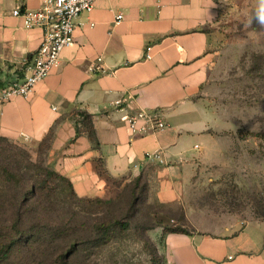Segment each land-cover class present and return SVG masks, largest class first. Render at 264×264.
Listing matches in <instances>:
<instances>
[{"label": "crops", "instance_id": "obj_1", "mask_svg": "<svg viewBox=\"0 0 264 264\" xmlns=\"http://www.w3.org/2000/svg\"><path fill=\"white\" fill-rule=\"evenodd\" d=\"M20 2L0 0V88L22 77L42 38L11 15ZM26 4L34 9L38 0ZM217 17L215 0H97L76 18L58 67L28 98L0 104V136L36 142L50 131L47 163L80 196L102 189L104 173L136 176L149 166L163 194H176L207 139L196 97L213 62ZM139 110L161 112L167 127L133 135L122 116ZM79 112L91 117L96 144ZM161 253L166 264H264V225L226 236L166 233Z\"/></svg>", "mask_w": 264, "mask_h": 264}, {"label": "rangeland", "instance_id": "obj_2", "mask_svg": "<svg viewBox=\"0 0 264 264\" xmlns=\"http://www.w3.org/2000/svg\"><path fill=\"white\" fill-rule=\"evenodd\" d=\"M215 1L214 58L196 97L207 139L176 194H163L154 166L136 176L103 174L102 189L85 196L74 193L66 181L52 180L54 190L45 198L50 210L44 214L64 222L71 217L59 231L65 241L61 235L49 243L48 232L42 231L31 249L20 246L0 264H166L161 253L166 232L226 236L246 224L264 225V30L255 23L259 0ZM50 139L49 134L36 142L10 139V146L51 168ZM111 219L128 229L95 245L94 224ZM70 233L75 243L67 247Z\"/></svg>", "mask_w": 264, "mask_h": 264}, {"label": "trees", "instance_id": "obj_3", "mask_svg": "<svg viewBox=\"0 0 264 264\" xmlns=\"http://www.w3.org/2000/svg\"><path fill=\"white\" fill-rule=\"evenodd\" d=\"M77 115L79 117L77 121L83 126L91 142L96 144L91 117L83 112ZM47 134L51 137L50 131ZM76 134H79L78 127ZM11 144L12 140L0 136V261L10 259L20 246L31 249L42 231L48 232L49 243L56 242L62 235L59 231L64 230L63 228L66 227L71 217L64 222L65 218L53 220L44 214L50 210L51 203L45 198L47 193L54 190L51 187V181L55 179L66 181L74 192L68 178L52 168L32 162L26 151L10 146ZM95 202H100V200H95ZM103 203L109 202L103 201ZM127 229V224L119 220L102 221L94 224L92 239L95 245L104 244L116 230L124 232ZM166 233L187 234L175 231ZM62 236V240L65 241V235ZM67 237L70 238L67 247L73 246L75 243L73 234L70 233Z\"/></svg>", "mask_w": 264, "mask_h": 264}, {"label": "built area", "instance_id": "obj_4", "mask_svg": "<svg viewBox=\"0 0 264 264\" xmlns=\"http://www.w3.org/2000/svg\"><path fill=\"white\" fill-rule=\"evenodd\" d=\"M27 1L21 0L11 15L20 17L26 29H40L41 42L25 63L22 77L0 88V104L15 97L28 98L35 86L58 67L61 51L73 43L76 18L82 12H90L97 0H38L34 9L28 8ZM122 19L121 13L115 15L116 24ZM97 60L100 61L99 58ZM122 103V100H115L113 106L123 110ZM122 119L133 135H144L167 127L163 115L156 110H139L123 115Z\"/></svg>", "mask_w": 264, "mask_h": 264}, {"label": "clouds", "instance_id": "obj_5", "mask_svg": "<svg viewBox=\"0 0 264 264\" xmlns=\"http://www.w3.org/2000/svg\"><path fill=\"white\" fill-rule=\"evenodd\" d=\"M255 23L261 30H264V0H259V6L255 11ZM248 26H251V21Z\"/></svg>", "mask_w": 264, "mask_h": 264}]
</instances>
